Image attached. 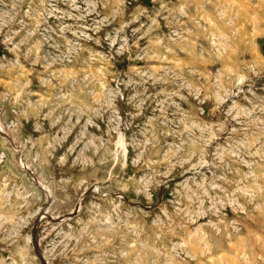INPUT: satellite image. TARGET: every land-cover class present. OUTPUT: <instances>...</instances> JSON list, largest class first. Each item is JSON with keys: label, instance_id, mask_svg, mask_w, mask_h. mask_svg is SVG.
I'll use <instances>...</instances> for the list:
<instances>
[{"label": "rangeland", "instance_id": "1", "mask_svg": "<svg viewBox=\"0 0 264 264\" xmlns=\"http://www.w3.org/2000/svg\"><path fill=\"white\" fill-rule=\"evenodd\" d=\"M0 264H264V0H0Z\"/></svg>", "mask_w": 264, "mask_h": 264}]
</instances>
